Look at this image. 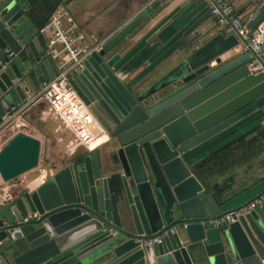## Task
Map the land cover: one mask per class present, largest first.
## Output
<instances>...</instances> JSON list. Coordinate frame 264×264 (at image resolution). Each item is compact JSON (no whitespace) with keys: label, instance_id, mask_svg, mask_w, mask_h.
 Segmentation results:
<instances>
[{"label":"water","instance_id":"95a60500","mask_svg":"<svg viewBox=\"0 0 264 264\" xmlns=\"http://www.w3.org/2000/svg\"><path fill=\"white\" fill-rule=\"evenodd\" d=\"M163 1L153 0L145 13ZM58 2L47 23L57 18L61 28L85 39L74 25L60 22L64 12L51 17ZM31 14L27 0H0V131L41 100L42 85L58 73V59ZM144 15L105 38L99 52L68 74L69 87L103 139L36 188L18 190L0 203V264L264 261V188L250 210L213 227L207 219L224 213L192 175L189 159L195 147L264 112V74L248 71L250 53L234 33L219 32L141 88L114 51ZM263 22L264 0H258L247 28ZM240 44L242 51L236 50ZM39 148L24 133L11 136L0 148V180L35 168ZM155 236L157 243H145Z\"/></svg>","mask_w":264,"mask_h":264},{"label":"crops","instance_id":"0c3cea01","mask_svg":"<svg viewBox=\"0 0 264 264\" xmlns=\"http://www.w3.org/2000/svg\"><path fill=\"white\" fill-rule=\"evenodd\" d=\"M33 0H27V2ZM241 18L254 12L258 0H226ZM153 0H59L51 14L64 12L59 20L72 24L88 43L105 39L132 18L144 13L141 21L117 46L115 53L123 56L126 74L137 80L141 88L149 86L178 64L184 51L195 48L215 33L226 32L216 26L209 15L207 0H164L154 10L145 13ZM37 1L35 7L37 6ZM144 10V11H143ZM264 30V22L260 25ZM45 36V34H44ZM242 51L241 44L236 50ZM24 133L48 149L49 169L29 182L8 185L0 180V203L7 195L25 189L32 190L51 174L69 163L76 155L86 153L57 115L43 99L32 102L23 112L13 116L0 131V148L15 133ZM96 132V130L94 131ZM256 140L251 150L234 151L233 158L220 168L206 174L192 175L205 189L221 213L255 200L264 188V112L258 111L225 129L189 153L190 168L233 146L238 141ZM100 151V149H99ZM101 167L108 165L100 152Z\"/></svg>","mask_w":264,"mask_h":264},{"label":"built area","instance_id":"2783aa9c","mask_svg":"<svg viewBox=\"0 0 264 264\" xmlns=\"http://www.w3.org/2000/svg\"><path fill=\"white\" fill-rule=\"evenodd\" d=\"M207 1L209 15L214 19L216 26L225 29L228 33H234L244 43V48L249 51L248 71L254 75L264 74V30L260 26L253 29L247 28V23L254 17V12L247 13L245 18L241 19L226 0ZM48 28L52 30L48 31ZM40 32L45 34L46 46L53 58L58 59V73L52 80L42 85V99L47 102L50 109L69 130L76 143L88 152L90 147L97 146L103 136L98 133L93 116L87 106L69 87L67 80L71 70L80 67L91 53L100 51L105 39L93 40L88 43L86 38L84 39L80 34L73 35L69 28H61L57 18L51 19L40 29ZM95 130L96 132H94ZM256 201L249 202L237 211L211 217L207 219L206 223L213 227L231 223L238 214H244L250 210ZM168 232L172 234L174 229H169ZM159 237H152L145 243H157ZM261 264H264V261H261Z\"/></svg>","mask_w":264,"mask_h":264},{"label":"trees","instance_id":"16d2710c","mask_svg":"<svg viewBox=\"0 0 264 264\" xmlns=\"http://www.w3.org/2000/svg\"><path fill=\"white\" fill-rule=\"evenodd\" d=\"M36 1L38 4L35 7ZM57 2L58 0H33L28 2V7L31 9L32 13L31 19L39 28L45 26L47 18ZM255 143V139L247 142H243L242 140L238 141L233 146L225 148L211 158L199 161L193 166L192 171L194 175L198 177L212 171L215 168H220L226 164L229 159L231 160L233 158L234 151L241 149L244 153H247L251 150V146ZM215 203L219 204L217 199H215Z\"/></svg>","mask_w":264,"mask_h":264},{"label":"rangeland","instance_id":"374dc122","mask_svg":"<svg viewBox=\"0 0 264 264\" xmlns=\"http://www.w3.org/2000/svg\"><path fill=\"white\" fill-rule=\"evenodd\" d=\"M49 161L50 160H49V156H48V149L46 150L44 148V145H42V143H40L37 166L35 168L19 175L18 177L6 182V184L13 185L17 181H26V183L29 182L34 177L38 176L40 172H42V171L46 172V170L48 171V169L50 167V166H48L50 164Z\"/></svg>","mask_w":264,"mask_h":264}]
</instances>
